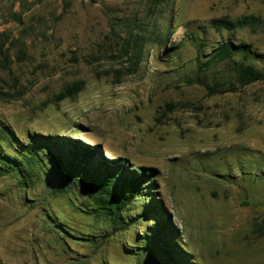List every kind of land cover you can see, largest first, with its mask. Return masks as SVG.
Returning a JSON list of instances; mask_svg holds the SVG:
<instances>
[{"label":"rangeland","instance_id":"1","mask_svg":"<svg viewBox=\"0 0 264 264\" xmlns=\"http://www.w3.org/2000/svg\"><path fill=\"white\" fill-rule=\"evenodd\" d=\"M170 1L154 13L146 0H0V122L22 142L79 141L97 158L154 169L124 212L128 227L114 233L86 214L79 188L68 192L76 207L45 197L57 168L26 192L1 176L0 264H152L143 237L157 221L170 224L189 264H264V233L253 229L264 218V79L212 95L182 84L222 39L250 44L264 67L263 33L200 28L223 16L264 22V0ZM133 16L149 39L130 73L118 18ZM207 76L230 79V64ZM78 80L77 94L55 100ZM153 202L160 208L141 216Z\"/></svg>","mask_w":264,"mask_h":264},{"label":"trees","instance_id":"2","mask_svg":"<svg viewBox=\"0 0 264 264\" xmlns=\"http://www.w3.org/2000/svg\"><path fill=\"white\" fill-rule=\"evenodd\" d=\"M146 4L147 9L154 13H163L164 7L172 6L170 0H146ZM171 13L170 9L167 31L172 21ZM118 22L124 27L123 53L132 60L130 73H134L143 57V46L149 38H146L136 16L118 18ZM200 28L201 31L209 28L218 34L239 30L264 34V22L252 14L241 15L235 19L226 16L212 18L207 22V26ZM205 45V40L199 39L198 46L203 48ZM260 56L248 43H236L230 38L222 39L206 54L204 60L198 63L195 75L185 77L182 84H199L212 95L226 85L229 86L227 89L232 91L237 85L245 86L261 81L264 79V67L258 68L255 64ZM223 63L230 64V79L213 78L210 82L207 76L209 70ZM83 84L81 80L70 83L55 96V100L74 96L83 88ZM5 95L1 93L0 99H6ZM96 152L98 150L95 147H89L79 141H70V144L59 143L51 137H29L28 142H22L9 126L0 122V177L16 178L26 192L36 181L44 184L53 181L51 168H57L62 177L56 185L48 187L49 192L45 197L68 196L70 204L76 207V200L68 192L77 187L89 201L88 210L84 211L94 222L105 225L111 233L123 231L130 223L126 220L124 212L130 209L136 197L142 196L144 190L150 187L149 180L154 169H130L125 159L97 158L94 156ZM159 208L158 202H153L143 210L141 216H147ZM78 209L80 210L81 206ZM253 229L263 234L264 218L254 223ZM171 232L168 222L157 221L155 226L144 233L143 240L152 243V264H189L186 252L175 238H171Z\"/></svg>","mask_w":264,"mask_h":264}]
</instances>
